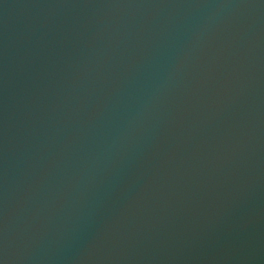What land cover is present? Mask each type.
Wrapping results in <instances>:
<instances>
[{
	"label": "water",
	"instance_id": "water-1",
	"mask_svg": "<svg viewBox=\"0 0 264 264\" xmlns=\"http://www.w3.org/2000/svg\"><path fill=\"white\" fill-rule=\"evenodd\" d=\"M0 264H264V0H0Z\"/></svg>",
	"mask_w": 264,
	"mask_h": 264
}]
</instances>
